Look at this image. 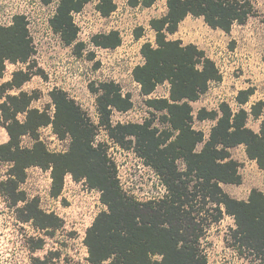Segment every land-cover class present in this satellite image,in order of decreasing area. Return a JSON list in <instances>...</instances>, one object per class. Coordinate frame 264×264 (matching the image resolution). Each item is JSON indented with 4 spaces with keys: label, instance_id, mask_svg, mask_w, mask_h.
I'll return each instance as SVG.
<instances>
[{
    "label": "trees",
    "instance_id": "16d2710c",
    "mask_svg": "<svg viewBox=\"0 0 264 264\" xmlns=\"http://www.w3.org/2000/svg\"><path fill=\"white\" fill-rule=\"evenodd\" d=\"M89 2L60 0L50 20L53 31L73 48L77 57L83 56L86 45L78 40L74 14ZM154 2L143 0L141 4L150 7ZM166 6L164 16L150 21L155 45H142L144 61L132 71L143 96H151L160 85L169 84L168 98L146 101L148 107L161 113L159 121L167 125L164 129L155 127L152 119L141 124L114 125L113 111L128 112L133 102L131 95H123L120 85L113 81L90 86L96 96L98 125L59 88L50 92L52 114L32 108L38 95L21 90L40 74L32 71L30 63L35 48L28 19L15 15L10 25L0 26V77L7 63L27 65L26 70L14 72L10 81L0 84V127L9 136L8 142L0 145V162L8 165L6 177L0 181V197L13 209L19 223L31 224L36 232L54 238L63 228V220L44 211L37 197L29 199L22 190L28 169L50 171L53 197L61 195L67 175L100 191L106 210L86 231L88 257L82 264H208L202 242L210 227L225 215L234 221L229 236L237 253L264 264V193L252 189L244 201L231 197L222 187L242 184L241 164L231 153L234 148L244 146L248 159L264 169V102L247 110L244 106L254 94L249 88L238 93L237 110L222 102L215 110L200 109L195 117L192 103L207 93L211 83L221 82L223 77L204 50L170 39L188 16L203 18L210 28L228 34L234 25L246 24L256 10L251 0H167ZM116 9L115 0H100L97 5V11L105 18ZM141 31L140 28L137 39ZM91 42L95 47L112 50L121 46L122 38L119 31L113 30L94 35ZM88 54L93 60L94 53ZM15 90L18 93L12 94ZM20 116L24 119L20 120ZM250 118L261 119L258 133L248 126ZM195 119L214 122L207 138L194 128ZM49 126L59 139H70L66 152H51L41 140L40 129ZM99 128L153 169L165 188L164 195L140 202L123 190L107 145L95 144ZM25 137L32 140L30 147L22 145ZM27 242L31 264H55L54 259L64 262L58 253L35 256L44 249V238L31 236Z\"/></svg>",
    "mask_w": 264,
    "mask_h": 264
},
{
    "label": "rangeland",
    "instance_id": "374dc122",
    "mask_svg": "<svg viewBox=\"0 0 264 264\" xmlns=\"http://www.w3.org/2000/svg\"><path fill=\"white\" fill-rule=\"evenodd\" d=\"M142 1L115 0L116 11L105 18L97 11L100 0H90L81 12L74 14L75 23L79 27L78 40L86 45L83 56L77 57L73 48L63 43L50 24L60 0H0V26L10 25L15 15H25L29 22L28 28L35 48L30 63L32 71L40 74L33 76L21 90L38 95L32 108L48 110L52 114L54 108L50 92L59 88L66 91L91 121L98 125L96 96L91 92L90 86L113 81L120 85L123 95H131L133 102V107L128 112L113 111L111 120L114 125L141 124L152 119L155 127L166 128L167 125L159 121L161 113L148 107L146 101L151 98H168L169 84L160 85L151 96H143L139 84L133 79L132 71L144 61L140 52L142 45L147 42L155 45V33L150 27V21L167 13V0H155L150 7H144ZM251 2L256 10L255 16L250 17L244 25H234L228 34L210 28L203 18L188 16L180 24L178 32L170 36V39L180 40L184 45L194 44L204 50L216 63L223 77L221 82L211 83L207 93L192 103L195 117L200 109L215 110L222 102H227L237 110L238 93L249 88L254 90V94L244 106L247 110L259 101L264 102V0ZM140 28L141 37L137 39L136 34ZM113 30L119 31L121 46L111 50L92 44L94 35ZM90 52L94 53L93 60L88 58ZM26 68V64L9 63L0 77V84L10 81L14 72ZM17 93L18 90L12 92ZM23 119L20 116V120ZM248 124L254 126L255 119L250 118ZM213 125L212 121L194 120V128L202 131L206 138ZM39 133L49 151L64 153L68 150L70 139H59L52 127L41 128ZM8 140L6 129L0 127V145ZM99 143L107 145L108 154L116 163L120 184L129 196L145 202L164 195L165 188L153 169L132 150L118 146L103 128L97 131L95 144ZM22 145L30 147L32 140L25 137ZM201 147L199 145L198 150ZM231 153L239 160L244 155L241 147L232 149ZM240 164L243 165L242 162ZM7 171L8 165L0 162V181L5 179ZM51 184L50 171L33 167L28 169L27 180L21 188L29 199L37 197L44 211L54 213L63 220V228L56 232L54 238L36 232L31 224L19 223L13 209L0 197V264H31V253L25 246L31 236L42 237L46 241L44 249L35 256L58 253L64 262L54 259L55 264L85 263L88 257L84 244L86 231L98 214L106 210L101 202V192L90 189L85 181H76L71 175H67L61 195L53 197ZM237 186L222 185L227 193H231ZM242 191L246 193L245 189ZM231 228H234V221L228 215L210 227L202 242L208 264H260L258 260L251 261L237 253L229 236ZM53 257L55 256L51 258Z\"/></svg>",
    "mask_w": 264,
    "mask_h": 264
},
{
    "label": "crops",
    "instance_id": "0c3cea01",
    "mask_svg": "<svg viewBox=\"0 0 264 264\" xmlns=\"http://www.w3.org/2000/svg\"><path fill=\"white\" fill-rule=\"evenodd\" d=\"M260 123L261 119L255 120L254 126H250L249 124L248 126L258 133L260 130ZM239 147L243 148L244 155L241 156V160L234 155L233 157L235 160L243 163L239 170L242 176V184L238 185L236 189H233L232 192L228 194L237 200L247 201L252 189H258L264 193V169H259L255 161L248 159L244 146ZM242 189H245L247 195H245L246 193H243Z\"/></svg>",
    "mask_w": 264,
    "mask_h": 264
},
{
    "label": "built area",
    "instance_id": "2783aa9c",
    "mask_svg": "<svg viewBox=\"0 0 264 264\" xmlns=\"http://www.w3.org/2000/svg\"><path fill=\"white\" fill-rule=\"evenodd\" d=\"M9 63H7V65H8ZM50 128H51V126H49ZM49 127H47V128H49ZM43 129H46V127H44ZM55 135V134H54ZM55 137H57L56 135H55Z\"/></svg>",
    "mask_w": 264,
    "mask_h": 264
}]
</instances>
